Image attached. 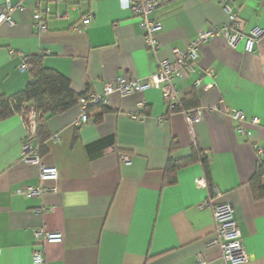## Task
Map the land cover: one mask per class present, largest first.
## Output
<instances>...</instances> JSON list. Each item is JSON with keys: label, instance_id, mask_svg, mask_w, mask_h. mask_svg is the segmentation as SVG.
I'll use <instances>...</instances> for the list:
<instances>
[{"label": "crops", "instance_id": "1", "mask_svg": "<svg viewBox=\"0 0 264 264\" xmlns=\"http://www.w3.org/2000/svg\"><path fill=\"white\" fill-rule=\"evenodd\" d=\"M9 2L26 11H14L11 25L0 24V96L17 93L29 81V72L19 70L20 53L48 50L44 67L68 78L81 95L100 93L118 76L145 79L200 31L232 25L225 4L238 17L241 33L264 30V0H177L152 14L162 27L153 52L125 0L51 2L43 15L45 33L33 27L32 0ZM86 15L91 22L83 25ZM208 67L212 80L204 75ZM176 89L181 99L193 96L198 102L199 122L189 125L181 111L170 112L155 88L107 96L105 106L89 107L88 122L81 126L75 125L81 115L77 104L50 118L40 161L57 168L56 180L41 182L38 165L21 159L27 130L20 115L0 121V264H33L36 229L63 235L62 242L44 245V264H198V256L204 264H225L220 248L210 245L214 218L202 205L209 191L195 184L204 177L201 162L178 170L174 185H163L168 158L187 157L193 149L210 161V181L220 192L213 202L232 207L245 264H264V198H254L250 184L264 160L258 153L264 149V34L251 51L243 40L234 48L222 36L204 42L195 71L178 80ZM138 102L144 104L139 112ZM221 103L257 117L259 125L249 128L250 135L239 133ZM136 112L139 119L132 117ZM174 142L179 147L170 153ZM40 183L48 189L40 196L20 193ZM38 209L46 212L35 214Z\"/></svg>", "mask_w": 264, "mask_h": 264}, {"label": "built area", "instance_id": "2", "mask_svg": "<svg viewBox=\"0 0 264 264\" xmlns=\"http://www.w3.org/2000/svg\"><path fill=\"white\" fill-rule=\"evenodd\" d=\"M32 18L33 27L39 33L47 32L44 14H49L50 3L60 2L62 0H32ZM177 0H125L124 7L128 9L135 17L138 18L139 26L142 30L143 41L146 49L150 51H157L159 43L157 35L161 31V23L152 17L153 12L165 5L173 3ZM232 0H222L225 4ZM225 9L229 13V18L232 25H222L207 28L200 31L197 36L189 41L185 48L172 49L173 59H165L158 63L156 71L145 79H129L126 76H118L113 81H106L103 84L102 91L95 93L91 90L85 91L77 100L76 104L79 106L81 115L75 121L76 126L84 125L88 122V107L99 105L105 106L107 104V96L117 93L121 97L132 95L134 93L142 92L147 89H159L167 104L168 110L174 112L175 108L180 106L181 98L176 89V82L187 77L195 71L199 64V49L200 46L216 36H222L226 39L228 46L234 48L239 41H244L246 51H251L253 42L264 34V30L254 28L249 31L248 35L241 33V23L235 13L231 12L225 4ZM26 11V7L21 3L12 5L9 0H5L0 7V24L6 23L11 25L13 23L12 13L14 11ZM91 22V16L86 15L81 23L87 25ZM74 30L81 31L78 26ZM44 54H49V51H44ZM22 62L19 65V70L22 72L29 71L32 65L26 60V56L20 53ZM204 75L211 80L214 77V70L212 68H205ZM212 86V81L209 82ZM137 111L143 109L144 104L138 102L136 104ZM222 112L236 124V130L245 135H250L249 128L258 126L259 119L255 116H248L244 112L224 107L221 103ZM186 118L189 125L197 123L202 119L200 109L193 107L190 109L180 110ZM20 115L27 130V134L22 146L21 159L27 163H33L39 167V180L41 182L47 180H56L58 177V170L53 166H45L40 161L38 154V147L34 144V137L36 134V117L35 109L30 108L27 112H22ZM139 113L132 115L133 118L139 119ZM53 140H58V136L52 137ZM258 153L264 155V149L258 148ZM121 160L126 164L129 163V158L126 155L120 156ZM195 184L198 187H206L209 191V196L202 205L212 210L214 218V237L210 245L218 246L221 250V256L225 264H245L247 262V254L245 252L241 234L237 222L233 216L232 207L229 203H214L212 197L218 196L220 192L213 185H209L205 177L196 178ZM43 184L37 186H28L20 190L24 197L40 196L47 191ZM51 190H54L52 188ZM35 214L46 212V209H38L34 211ZM34 244L32 246V262L33 264H44V245L48 243H60L63 240V235L59 231H45L43 229H36L33 232ZM198 264H204L202 256H198Z\"/></svg>", "mask_w": 264, "mask_h": 264}, {"label": "trees", "instance_id": "3", "mask_svg": "<svg viewBox=\"0 0 264 264\" xmlns=\"http://www.w3.org/2000/svg\"><path fill=\"white\" fill-rule=\"evenodd\" d=\"M43 54L26 57L27 62L32 65V68L28 71L30 78L24 89L11 96H0V121L12 115L27 112L30 108L35 109L37 117L34 144L38 147L40 158L46 154L47 147L45 143L50 138L47 129L48 120L75 105L78 98L83 94L78 95L71 89L68 78L53 69L44 67L42 63ZM197 106L198 102L193 96L190 98L184 97L181 99L180 106L175 108L174 112ZM178 147L177 143H172L170 153L176 151ZM198 161L203 166L204 177L209 188H211L212 184L209 175L210 161L206 153L196 149H193L192 153L184 158L173 159L171 156L168 158L164 168L163 185H174L177 181V171ZM263 175L264 160L262 159L256 166V170L250 179L253 196L256 199L264 198V184L261 183Z\"/></svg>", "mask_w": 264, "mask_h": 264}]
</instances>
